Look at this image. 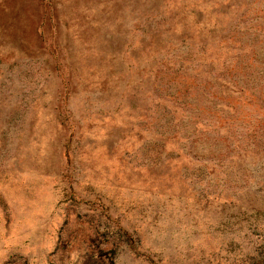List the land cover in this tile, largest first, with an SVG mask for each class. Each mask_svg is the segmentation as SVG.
Returning <instances> with one entry per match:
<instances>
[{
  "label": "rangeland",
  "instance_id": "374dc122",
  "mask_svg": "<svg viewBox=\"0 0 264 264\" xmlns=\"http://www.w3.org/2000/svg\"><path fill=\"white\" fill-rule=\"evenodd\" d=\"M0 264H264V0H0Z\"/></svg>",
  "mask_w": 264,
  "mask_h": 264
}]
</instances>
